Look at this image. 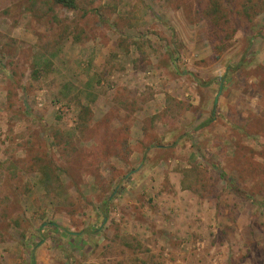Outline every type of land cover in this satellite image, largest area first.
Returning <instances> with one entry per match:
<instances>
[{"label":"rangeland","instance_id":"1","mask_svg":"<svg viewBox=\"0 0 264 264\" xmlns=\"http://www.w3.org/2000/svg\"><path fill=\"white\" fill-rule=\"evenodd\" d=\"M77 4L0 0V264H264V0Z\"/></svg>","mask_w":264,"mask_h":264},{"label":"trees","instance_id":"2","mask_svg":"<svg viewBox=\"0 0 264 264\" xmlns=\"http://www.w3.org/2000/svg\"><path fill=\"white\" fill-rule=\"evenodd\" d=\"M44 1H45V3L47 5L63 7L65 9H67V10H70V11H76L78 9L77 0H44ZM215 10H216L215 8L212 9V11H215ZM83 14H85V12H83ZM263 32H264V27H262L261 30H260V32H258L256 34L257 35H261ZM195 80L197 81L198 84H202L199 79H196L195 78ZM202 85H204V86L206 85L207 86V84H202ZM208 123H210V121H208L206 123V125ZM211 165H212L213 168H215L218 171L219 177L225 182L226 186L232 192H234L236 194L241 193L235 187V185L228 178H226V176L224 175V173L221 171L219 164L212 163ZM39 171H40V174H41V184H42V187L44 188V190L46 192H51V190H53V188H52L53 183L58 184V178L53 174V172L51 171V169L48 166H46V165L41 166V168L39 169ZM240 195H242V193ZM257 205L259 207H262L263 210H264V204H257Z\"/></svg>","mask_w":264,"mask_h":264},{"label":"water","instance_id":"3","mask_svg":"<svg viewBox=\"0 0 264 264\" xmlns=\"http://www.w3.org/2000/svg\"><path fill=\"white\" fill-rule=\"evenodd\" d=\"M215 102H216V100H215Z\"/></svg>","mask_w":264,"mask_h":264}]
</instances>
